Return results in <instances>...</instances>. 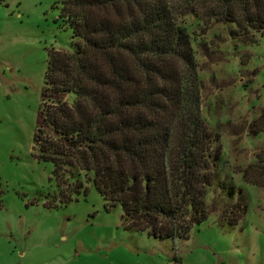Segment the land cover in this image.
<instances>
[{"label": "rangeland", "instance_id": "374dc122", "mask_svg": "<svg viewBox=\"0 0 264 264\" xmlns=\"http://www.w3.org/2000/svg\"><path fill=\"white\" fill-rule=\"evenodd\" d=\"M63 1L0 0V264H264V38L234 41L233 24L176 4L199 116L217 135L203 197L216 207L186 238L157 239L124 230L119 206L104 210L83 172L79 194L62 202L69 188L60 194L51 164L37 158L32 136L47 51L70 49Z\"/></svg>", "mask_w": 264, "mask_h": 264}, {"label": "trees", "instance_id": "16d2710c", "mask_svg": "<svg viewBox=\"0 0 264 264\" xmlns=\"http://www.w3.org/2000/svg\"><path fill=\"white\" fill-rule=\"evenodd\" d=\"M176 4L233 24L234 41L264 38V0H64L70 49L47 51L32 136L59 193L69 188L62 202L79 194L83 172L104 210L119 206L124 230L157 239L186 238L216 207L203 197L217 135L199 116Z\"/></svg>", "mask_w": 264, "mask_h": 264}]
</instances>
